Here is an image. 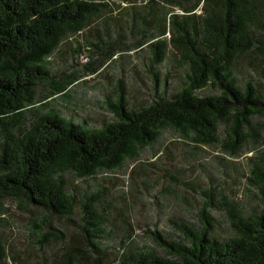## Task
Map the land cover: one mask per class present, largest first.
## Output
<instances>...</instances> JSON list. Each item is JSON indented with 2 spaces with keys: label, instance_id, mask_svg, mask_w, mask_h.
<instances>
[{
  "label": "trees",
  "instance_id": "1",
  "mask_svg": "<svg viewBox=\"0 0 264 264\" xmlns=\"http://www.w3.org/2000/svg\"><path fill=\"white\" fill-rule=\"evenodd\" d=\"M114 5V0H0V208L15 200L41 210L28 238L48 254L39 263H17L0 232V264H264V150L249 159L260 208L209 186L202 189L193 220L170 215L180 240L158 228L146 233L154 248L141 246L125 229L122 249L110 251L109 216L118 211L113 197L102 182H79L97 181L101 173L139 160L167 132L179 136L167 145L170 155L171 146L181 142L193 152L219 145L237 160L250 139L260 144L264 123L256 127L255 119H264V91L258 81L242 78L241 70L264 63V0ZM76 37H82L78 53L85 48L92 55L87 72L54 70L51 58ZM170 50L183 78L171 94L170 74L160 89L158 72ZM135 54L154 77L146 104L134 105L119 79L103 101L111 120L100 128H87L54 107L88 74ZM206 90L210 94L200 95ZM161 159L154 168L168 170L158 166ZM214 208L225 212L231 235L215 232L223 220ZM54 217L73 221L77 237L67 238Z\"/></svg>",
  "mask_w": 264,
  "mask_h": 264
},
{
  "label": "rangeland",
  "instance_id": "2",
  "mask_svg": "<svg viewBox=\"0 0 264 264\" xmlns=\"http://www.w3.org/2000/svg\"><path fill=\"white\" fill-rule=\"evenodd\" d=\"M114 1L115 5H119L123 0ZM80 40L82 37H76L72 42L62 44L51 58L54 70L67 73L78 70L81 74L87 72L86 67L92 62V55L85 48L78 53L77 41ZM169 56L158 72L160 89H163L166 74H170L167 91L171 94L180 89L183 78L171 50ZM245 66L241 70V77L258 81L264 91V63L259 69L249 64ZM119 79L124 80V89L136 106L146 104L148 97L154 93V77L135 54L120 57L118 62L110 66L107 63L98 75L88 74L72 88L69 97H59L53 105L61 115L87 128H100L111 120L112 116L103 101L118 86ZM204 94H210L209 90L200 92V95ZM263 123V118L255 119L256 127ZM223 129L221 127V131ZM172 139H179V136L172 132L164 133L153 148L142 152L139 160L128 161L121 170L101 173L97 181H79L84 186L102 182L113 197L112 201L118 211L114 210L109 216L108 227L112 234L105 240L110 251L118 253L122 249L121 240L125 229L130 230L134 240L143 247L148 245L154 248L146 233L157 228L169 237L180 240L182 235L170 222V215L193 220L204 199L202 189L209 186L223 189L230 199L240 201L250 209L262 206L258 192L250 182L249 159L264 150V130H261L259 138L261 143L257 144L250 139L237 160L232 159L219 145L193 152L191 146L181 145V142L171 146L170 155L167 145ZM159 157L162 159L158 166L168 170L154 168ZM173 164L177 168H173ZM213 212L223 220L215 226V232L221 237L231 235V226L225 212L216 208ZM42 214L41 210L23 207L15 200H6L0 208V232L4 235V243L9 244L8 255L11 259L17 256V263H39L48 256L28 238L31 221ZM52 220L59 230L65 232L67 238L77 237L79 229L73 221L55 217ZM75 221L78 224L79 219ZM111 258L114 259V256ZM8 264L15 262L11 260Z\"/></svg>",
  "mask_w": 264,
  "mask_h": 264
}]
</instances>
